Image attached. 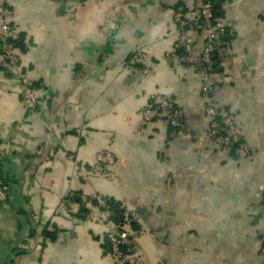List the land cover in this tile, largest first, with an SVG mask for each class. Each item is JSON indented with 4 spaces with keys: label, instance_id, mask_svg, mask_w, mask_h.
Listing matches in <instances>:
<instances>
[{
    "label": "crops",
    "instance_id": "crops-1",
    "mask_svg": "<svg viewBox=\"0 0 264 264\" xmlns=\"http://www.w3.org/2000/svg\"><path fill=\"white\" fill-rule=\"evenodd\" d=\"M0 2L37 96L25 108L18 77L0 71V264H112L93 191L141 214L146 264H264V0H213L227 20L214 105L253 148L244 160L138 115L149 95H169L185 131L206 129L200 83L173 47V15L191 18L192 0ZM138 48L146 77L132 65ZM110 145L113 180L83 183L77 171Z\"/></svg>",
    "mask_w": 264,
    "mask_h": 264
},
{
    "label": "built area",
    "instance_id": "built-area-1",
    "mask_svg": "<svg viewBox=\"0 0 264 264\" xmlns=\"http://www.w3.org/2000/svg\"><path fill=\"white\" fill-rule=\"evenodd\" d=\"M11 15V10L0 2V71L18 77L22 104L32 110L36 107L37 96L28 77L20 72L19 56L15 49L18 34L17 30L9 25ZM173 21L176 26L173 47L181 51L179 63L181 66L191 68L200 83L206 129L201 133L185 131L182 115L169 95L155 93L149 95V103L138 111V115L144 123L161 121L186 139L198 143L217 144L231 151L240 160L248 158L253 148L240 139L233 118L230 115H220L214 105L215 93L211 78L214 73L213 55L221 45L227 20L215 17L213 0H192L191 18L174 14ZM192 34L200 36L199 43L194 44ZM132 65L144 77L148 76L147 54L142 48L134 52ZM45 126L50 131L48 125ZM110 147L111 145L107 150L97 152L89 168L77 171V177L83 183H88L92 178L107 182L113 180L112 168L116 159ZM7 157L8 154L0 144V204L7 200L9 194V184L1 172ZM66 159L72 161L74 155L69 153ZM90 197L95 206L92 216L99 220L104 228L111 263L146 264L135 244L136 239L145 233L141 224V214L122 205H119L113 214L107 197L96 191H93ZM134 226L136 228L130 230ZM261 255L264 257V239Z\"/></svg>",
    "mask_w": 264,
    "mask_h": 264
},
{
    "label": "trees",
    "instance_id": "trees-1",
    "mask_svg": "<svg viewBox=\"0 0 264 264\" xmlns=\"http://www.w3.org/2000/svg\"><path fill=\"white\" fill-rule=\"evenodd\" d=\"M214 14H215V16L218 15L217 12H216V8H214ZM108 201H109V200H108ZM109 203H110V208H111V210H112V213L115 214L119 205H118V204H114V203H112L111 201H109ZM112 219H113V220H116L115 217H112ZM135 228H136V227H135ZM105 241H106V240H105ZM107 247H108V246H107Z\"/></svg>",
    "mask_w": 264,
    "mask_h": 264
},
{
    "label": "rangeland",
    "instance_id": "rangeland-1",
    "mask_svg": "<svg viewBox=\"0 0 264 264\" xmlns=\"http://www.w3.org/2000/svg\"><path fill=\"white\" fill-rule=\"evenodd\" d=\"M191 36H192L193 39H194V44L199 43L200 36L197 37L198 35H196V34H192ZM203 116H204V115H203ZM204 120H205V119H204ZM194 133H195V132H194ZM199 133H201V132H199ZM198 144L200 145L201 142H199ZM218 146H219V145H218Z\"/></svg>",
    "mask_w": 264,
    "mask_h": 264
}]
</instances>
